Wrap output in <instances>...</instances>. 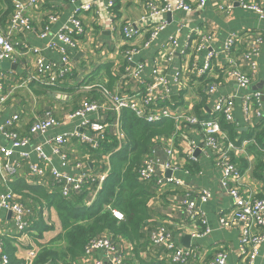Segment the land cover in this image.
I'll return each instance as SVG.
<instances>
[{
  "label": "crops",
  "instance_id": "crops-1",
  "mask_svg": "<svg viewBox=\"0 0 264 264\" xmlns=\"http://www.w3.org/2000/svg\"><path fill=\"white\" fill-rule=\"evenodd\" d=\"M143 0H116L114 19L103 11L105 2L97 5L100 15L97 17L94 13H86L82 16L84 23V33L77 37V47L69 49L56 38L57 32H66L73 35V26L68 21L72 6L67 2L46 1V7L35 8L33 10L32 30L27 33H20L16 39L23 43L39 48L44 57L45 63L50 61H58L61 50L67 52L70 57L71 74L64 82L63 86L52 88H44L34 83H24L25 69L32 70V61L34 57L30 54H24V49L19 47L18 52L22 55L16 63H8L7 66H0V72L3 74V91L2 95L6 96V101L0 110V125L5 120L17 115L20 119L17 130L24 134L27 132L30 123L43 116L47 110H50L56 118V123L49 128L44 135L34 134L30 143L25 147L15 150V154L11 161L18 160L20 153L28 154V162L36 164L39 160L35 151L36 147H40L41 151L46 155L48 162L44 165L45 183H50V170L52 168L61 173H65L69 178L73 179L79 174L78 164H85L93 173L108 174L101 172V162L86 150V147L80 143H74L68 146L71 151L69 160L66 165H62L60 158L52 153V148L48 144V140L66 133L79 132L86 134L91 139H95V135L82 127L85 120H102L107 121L108 131L114 137L118 134L120 125L115 118L109 120V111L101 108L95 112L86 114L85 117L75 116L67 119L80 103L89 98L100 101L102 98L95 89H87L85 86L93 84H102L114 92L122 94H141L143 84H145L152 76L153 71L165 77L170 86L169 104L179 113L190 112L194 114H203L205 118L212 117V103L218 95H233L234 106L232 109L233 121L237 124L235 129L242 137H245L255 127L264 124V19L249 10H243L235 7L230 13H223L217 10L222 0H205V4L201 10L191 14H163L161 20L165 23V28L160 32L159 38L153 42L150 48L143 50L140 54L133 57V63H129L131 69L134 65L141 63L143 70L140 77L126 76L123 70L126 67L124 59L125 52L130 48L138 47L143 44L147 38V25L140 21V18L146 14ZM191 7L195 8L197 0H187ZM58 14V19L51 25V30L46 40H41L39 35L45 22L46 14L52 11V8ZM7 9L6 5L0 0V18ZM158 20H152L155 22ZM183 21L186 26L181 30L179 22ZM135 24L139 30V36L133 41L127 42L122 37L119 27L123 24ZM8 20L2 25L0 22V31L6 33L8 30ZM198 29H204L210 34L211 41L207 48L201 54L193 55L185 51V42L188 34H192ZM247 30L253 34H261L262 44L260 54L257 58V68L250 74V84L247 92L259 91L262 93L261 105L254 107L256 113L249 116L245 114L242 105V98L245 95L235 83L227 82L220 84L218 92L212 96H206L203 93V86L208 81H217L222 77L221 64L224 57L220 52L225 38L231 32ZM172 35L177 45L173 49L169 36ZM209 50L214 51L213 60L211 62V71L207 76L194 78V67H200L205 60ZM173 51L170 59L167 54ZM16 66V67H15ZM242 66H246L245 63ZM112 84H108L110 81ZM179 77V83L176 78ZM172 107V106H171ZM187 130V129H186ZM189 137L195 144L199 143V136L189 134ZM235 147L230 153V159L240 171L241 181L244 182L247 191L254 192L256 196L264 198V184L261 180V173L264 166V154L260 151L261 146H256L250 142V139L231 138L226 134ZM120 145L125 143L123 137L119 139ZM118 142V141H117ZM119 144V143H118ZM0 146L9 147L10 142L0 135ZM172 148L174 157L171 161L170 168L165 169L162 166H155L154 173L164 178L172 177L175 182L167 186H151L153 187V199L150 202V210L153 221L143 228L141 233V256L143 259L155 257L157 250L150 242V235L160 226L165 225L174 230L176 224L182 220H187V213L183 202L189 198L195 201L196 209L203 214L210 233L202 238L191 239L187 245L182 243V238L190 233H182L175 231V237L178 238L179 246L186 248L188 245H194L198 248L197 259H193L191 264H207L211 257L220 249L227 253L226 264H238L237 252L239 249L238 234L234 229H224L217 223V215L221 211H227L231 207V199L226 186L221 184V170L216 166L209 155L210 152L199 150L194 152V159L189 160L185 154V144L179 136H168L155 140L146 156L156 155L161 163L167 159L164 148ZM197 150V149H196ZM195 150V151H196ZM144 157V158H145ZM143 158V159H144ZM26 164L22 162V174L16 179H24L26 176ZM169 173V175H167ZM20 182H25L20 180ZM1 183V182H0ZM27 183V182H25ZM28 184V183H27ZM152 185V184H151ZM4 186L0 184V188ZM50 191L49 187L43 186ZM206 190L209 193V199L201 202L198 199V192ZM19 201L29 206L30 204L21 197ZM30 207V206H29ZM43 217L47 224L53 225V231L43 234L40 243H46L61 232V226L56 213L52 209L43 211ZM12 215L6 211L0 210V231L5 237L14 240L16 258L26 263L28 253L32 249H36V245L28 236L17 235L13 231ZM117 252L126 253L129 245L124 240L115 243ZM103 252L94 254L95 258L104 260ZM74 264H88L83 257ZM253 264H264V245L259 248L257 258Z\"/></svg>",
  "mask_w": 264,
  "mask_h": 264
},
{
  "label": "built area",
  "instance_id": "built-area-1",
  "mask_svg": "<svg viewBox=\"0 0 264 264\" xmlns=\"http://www.w3.org/2000/svg\"><path fill=\"white\" fill-rule=\"evenodd\" d=\"M47 0H11L12 11L8 19V30L6 33L0 31V66L4 62L16 63L19 61L21 53L18 52L19 47L24 49V54H30L34 57L32 61V70L25 69L24 83H34L44 88H52L63 86L64 82L70 77V57L66 51L61 50L58 61H50L45 63L44 57L39 48L31 47L21 40L16 39L20 33H27L32 30L33 16L32 11L35 8L46 7ZM55 2H67L72 6V11L68 17V21L73 26V35L66 32H57L56 38L69 49L77 47L76 38L84 33V23L82 16L86 13H94L98 17L100 11L97 8L100 2H105L106 7L103 11L111 20L114 19L115 0H51ZM146 14L140 18V21L147 25L145 30L147 38L141 46L130 48L125 52L124 59L126 67L123 74L126 76L140 77L143 70L141 63L129 67V63H133V57L140 54L143 50L150 46L159 38V34L165 28V23L160 19L163 14H191L196 13L203 8L205 0H197L196 7L193 8L187 0H143L142 1ZM235 7L243 10L254 12L259 19H264V0H222L217 10L223 13H230ZM46 14L43 28L39 35L41 40H46L50 34L51 25L57 21L58 14L54 11ZM152 20H158L152 22ZM181 30L186 26L183 21L179 22ZM119 31L125 41L130 42L139 36V30L135 24L126 23L119 27ZM211 41L210 34L204 29H198L192 34H188L185 42V51L190 54L198 55L203 52ZM169 42L174 49L177 45L176 39L170 35ZM262 44L261 34H253L247 30L231 32L225 38L220 49L224 57L221 64L222 77L217 81H208L203 86V93L206 96H212L218 92L220 84L232 82L245 93L242 98V105L245 114L249 116L256 113L255 106L261 105L262 93L247 92L250 84V74L257 68V58L260 54ZM173 51L167 54L170 59ZM214 51L209 50L205 56L204 63L200 67H194V78L207 76L211 71V62L213 60ZM245 63L246 66H242ZM3 74L0 72V110L6 101V96L2 95L3 91ZM142 79V78H141ZM179 83V77L176 78ZM87 89H95L99 92L101 100L85 99L80 105L67 116L71 119L75 116L85 117L86 114L95 112L101 108L107 109L116 116L118 121L120 111L122 109L131 110L134 115L147 123L162 121L166 118L171 119L175 123L174 136H179L185 144V154L187 159H194L195 150L210 152V156L216 166L221 170V184L227 187L228 194L231 199V207L227 211H221L217 215V223L224 229H234L238 234L239 249L237 256L238 264H253L259 253V248L264 245V198L256 196L254 192L247 191L244 182L241 181V173L235 163L230 159V153L235 149L234 145L227 140L226 134L223 132L220 122L223 120L226 124L236 126L232 109L234 106L233 95H218L212 103V117L202 118L194 113H179L170 100V86L164 76L153 71L149 80L143 84L141 94L126 95L114 92L102 84H93L85 86ZM172 106V107H171ZM20 119L17 115L5 120L0 125V135H3L9 142V147L0 146V210L6 211L12 215L13 231L17 235L26 236V229L31 224L33 210L19 201V197L13 193L8 184L16 180L22 172V162L26 164L25 182L38 186H48L50 190L59 192L62 197L68 198L72 194L77 193L80 188L87 182L91 181L98 184L95 189L90 192L89 199L86 203L90 206L94 201L96 194L101 189L102 183L107 174L93 173L85 164H78L79 174L73 179L69 178L65 173L52 168L50 170V183H45L44 165L48 162L46 155L41 151L40 147H36L35 151L38 157L36 164L28 162V154L20 153L18 160L11 161L15 154V150L25 147L30 143L34 134L44 135L51 126L56 123V118L50 110H47L43 116L34 119L26 133H20L18 123ZM108 122L102 120H85L82 127L95 135V139L89 138L86 134L79 132L66 133L48 140V144L52 148V153L58 156L62 165H66L69 160L71 151L68 146L74 143H80L89 149H97L101 140L104 139L108 131ZM119 124V122H118ZM187 129V130H186ZM118 134L115 136L121 147L119 139L123 137L118 128ZM189 134L199 136L198 145L189 137ZM255 146L254 140H250ZM167 157L164 163L156 155L146 156L139 168L136 170L137 178L145 184L153 186H167L172 183H178L170 177L164 178L154 173V167L162 166L165 169L170 168L174 157L172 148H164ZM264 154V147L260 149ZM110 154L105 155L101 165L108 164ZM104 172H108L106 169ZM102 172V173H104ZM261 180L264 184V170L261 173ZM198 199L206 202L209 199V193L206 190L198 192ZM187 213V220H182L176 224L174 230L168 226L162 225L150 235V242L159 249L163 257L170 264H191L193 259H197L198 248L189 245L188 248L180 247L178 238L175 237V231L182 233H190L191 239L202 238L210 233V228L203 218L202 212L196 209L195 201L185 199L183 202ZM117 220H122V214L116 210L111 211ZM25 233V234H24ZM2 237H5L0 231V263L7 264L8 257L3 253ZM103 252L104 260L107 264H126L127 256L125 253L117 252L115 244L108 236H100L91 240L85 247L84 258L88 264H104L103 259L94 257L95 253ZM37 253L36 249H32L28 253L26 263H31ZM227 253L220 249L217 251L207 264H226Z\"/></svg>",
  "mask_w": 264,
  "mask_h": 264
},
{
  "label": "trees",
  "instance_id": "trees-1",
  "mask_svg": "<svg viewBox=\"0 0 264 264\" xmlns=\"http://www.w3.org/2000/svg\"><path fill=\"white\" fill-rule=\"evenodd\" d=\"M2 2L7 7L0 18L4 25L9 19L12 5L11 0ZM113 13L116 14L115 7ZM108 84H112L111 77ZM196 115L205 118L203 114ZM113 118L114 114L109 112V120L112 121ZM118 122L125 140L120 148L116 138L109 133L101 140L97 149H89L84 145L93 155L92 158L97 156L98 159H103L110 154L108 164L101 165V172L108 169V174L90 206L86 203L98 181H87L77 193L68 198L62 197L55 190L49 191L38 185L20 182L24 180L22 178L9 182L8 188L21 195L33 210L31 224L25 231L37 247V253L30 264H74L84 257L85 247L91 240L105 235L114 244L120 240L127 242L129 248L126 251V264H170L159 249L155 257L143 259L141 256L142 230L153 221L149 205L154 192L151 187L153 185L138 180L136 170L145 155L149 154L155 140L166 138L175 132V123L169 118L147 123L137 118L129 109L120 111ZM220 126L231 138L236 136L242 140L251 137L258 146L264 147V124L255 127L245 137L236 131L234 125L226 124L223 120ZM46 209H52L56 213L61 232L48 242L40 243L43 234L54 229L52 224H47L44 220L43 211ZM112 210L121 213L122 220H117L112 215ZM14 243L13 239L2 237L3 253L8 257L7 264H25L23 260L16 258Z\"/></svg>",
  "mask_w": 264,
  "mask_h": 264
},
{
  "label": "water",
  "instance_id": "water-1",
  "mask_svg": "<svg viewBox=\"0 0 264 264\" xmlns=\"http://www.w3.org/2000/svg\"><path fill=\"white\" fill-rule=\"evenodd\" d=\"M8 65V63H2L1 64V67H3V66H7ZM16 67V66H15ZM199 150H196L195 152L197 153ZM167 175H169V173L167 174ZM191 237H190V235H186V236H184L183 238H182V243H185L186 245H187V243H189L190 242V239ZM181 247V246H180ZM189 247V245L186 247V248H188ZM27 264H29V262H27Z\"/></svg>",
  "mask_w": 264,
  "mask_h": 264
},
{
  "label": "clouds",
  "instance_id": "clouds-1",
  "mask_svg": "<svg viewBox=\"0 0 264 264\" xmlns=\"http://www.w3.org/2000/svg\"><path fill=\"white\" fill-rule=\"evenodd\" d=\"M26 236H27V234H26Z\"/></svg>",
  "mask_w": 264,
  "mask_h": 264
},
{
  "label": "rangeland",
  "instance_id": "rangeland-1",
  "mask_svg": "<svg viewBox=\"0 0 264 264\" xmlns=\"http://www.w3.org/2000/svg\"><path fill=\"white\" fill-rule=\"evenodd\" d=\"M25 234V233H24Z\"/></svg>",
  "mask_w": 264,
  "mask_h": 264
}]
</instances>
